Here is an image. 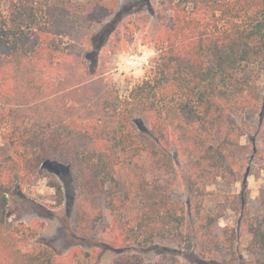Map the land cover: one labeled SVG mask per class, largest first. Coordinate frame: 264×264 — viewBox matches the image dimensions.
I'll return each mask as SVG.
<instances>
[{"label": "trees", "instance_id": "trees-1", "mask_svg": "<svg viewBox=\"0 0 264 264\" xmlns=\"http://www.w3.org/2000/svg\"><path fill=\"white\" fill-rule=\"evenodd\" d=\"M161 1L155 16L122 19L118 0H0V134L10 151L0 158V264H82L38 243L34 225L9 222L16 188L52 162L74 185L73 234L115 251L110 264L184 255L264 264L262 223L229 230L219 226L228 204L216 214L204 204L209 185L240 182L249 164L243 138L263 102L264 0ZM134 36L156 53L123 96L110 60ZM47 179L62 204V184ZM151 250L157 259L145 258Z\"/></svg>", "mask_w": 264, "mask_h": 264}, {"label": "rangeland", "instance_id": "rangeland-1", "mask_svg": "<svg viewBox=\"0 0 264 264\" xmlns=\"http://www.w3.org/2000/svg\"><path fill=\"white\" fill-rule=\"evenodd\" d=\"M118 1L119 15L122 19L135 13L146 16L154 13L155 16L163 7L161 0ZM130 41L127 49L113 53L110 60L109 80L123 96L144 79L152 64L151 58L156 53L151 45L141 43L138 36L132 37ZM261 86L263 94L261 111L250 112L246 117L249 125L243 141L249 144L250 153L243 179L233 184L219 180L208 186L209 193L205 196V210L210 214H216L220 204H228L224 217L219 220V226H227L229 230H238L243 219L244 224L248 221L255 225L262 223L264 230V206L261 205L264 196V74L261 78ZM9 152V147L3 142L0 134V158L8 155ZM50 173H53L62 184L64 190L62 204L57 202L55 189L48 184L47 175ZM180 188L179 186L176 192L177 195L182 196L183 187ZM245 191L249 197L246 212L242 210L244 203L242 194ZM75 199L76 193L68 168L52 162L41 170L35 182L16 188L10 197L9 222L11 225L21 222L34 225L39 232L37 242L52 246L63 257L74 252L82 264H110L116 256L115 251L107 249L97 239L81 238L73 234L71 217ZM258 217L260 222L257 221ZM243 227L247 230L246 226ZM244 243H246L245 238L242 243V247L245 248ZM243 252L247 258H250L247 250ZM87 253L91 256L88 257ZM145 258L157 259L158 251L146 252ZM179 258L178 262H170V264H192L185 255Z\"/></svg>", "mask_w": 264, "mask_h": 264}]
</instances>
